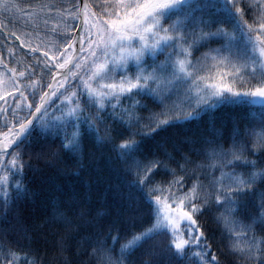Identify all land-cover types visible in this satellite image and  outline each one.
<instances>
[{
	"label": "snow or ice",
	"instance_id": "1",
	"mask_svg": "<svg viewBox=\"0 0 264 264\" xmlns=\"http://www.w3.org/2000/svg\"><path fill=\"white\" fill-rule=\"evenodd\" d=\"M0 102V264H45L33 245L49 243L35 235L49 220L25 226L19 208L32 161L83 167L86 146L122 165L128 194L91 215L73 201L76 224L53 203L51 222L93 229L54 235L57 252L76 241L94 264H222L201 223L213 214L232 264H264V167L248 159L264 157V0H0ZM222 106L230 128L216 127ZM204 116L187 153L170 144Z\"/></svg>",
	"mask_w": 264,
	"mask_h": 264
},
{
	"label": "trees",
	"instance_id": "2",
	"mask_svg": "<svg viewBox=\"0 0 264 264\" xmlns=\"http://www.w3.org/2000/svg\"><path fill=\"white\" fill-rule=\"evenodd\" d=\"M22 4H27L28 0H18ZM59 2V0H56ZM24 31H31V27L23 29ZM43 31V28L40 27ZM50 30V29H49ZM62 30V29H61ZM27 41V38H25ZM11 43V42H10ZM33 46L40 43L32 38ZM19 44L15 41V46ZM21 49L18 56L22 59L23 52L27 51ZM7 55V53H2ZM158 59H163L160 56ZM10 67L12 65H9ZM2 103V102H0ZM260 113L259 106L247 110L244 115L255 117L256 122ZM235 115V109L229 106H222L214 113V120L216 127L221 126L225 128L231 127V121ZM208 117L204 116L200 121H193L182 127L170 130L166 135L170 140V144H174L181 153H187L190 145L188 140H196L199 137L208 135L207 129ZM227 147V144H225ZM55 148V145H53ZM251 149V144H249ZM171 151V146L169 148ZM109 153L101 152L91 146H86L85 157L83 160V167H78L70 158L64 157L52 163H47L44 160H33L32 163L39 171L32 173L29 172L30 178L28 188L30 189L29 197L26 201L21 202L19 205L20 213L22 216V223L25 226L31 227L40 225L42 221L48 218L49 222L44 224L42 228L37 229L35 235L39 238L40 232L48 233L49 243L44 245L34 244V247H39L43 255L45 264H63L64 258L69 257L72 259L73 264H94L90 262L87 252L91 251L86 243L80 244V255H74L77 252L76 241H70V248L67 252L61 254L55 250L51 241L55 236L71 233L76 236V240L80 239V235H88L93 231L90 227L82 226L80 235H76L71 230L70 225L64 221L51 222V211L53 203L58 204L61 210L67 209L66 216L73 224L79 223L77 218L73 215V209L80 211V207L73 201H81L86 199V208L89 210L90 215L95 212H103L110 210L122 197L128 194L126 187L127 177L124 176L122 165L115 160L109 159ZM194 159L197 157L193 156ZM249 160H257L258 167H264V157L259 153L249 155ZM72 204V208H69ZM250 211V209H249ZM213 214H206L201 218V223L205 224L209 233L215 232L217 240L215 242L216 248L221 252L222 264H232L233 257L223 253V245L219 242V230L217 225L213 222ZM11 216V213H10ZM248 222V221H246ZM98 224H103V220H98ZM259 224L257 225V235H259ZM17 238H19L17 236ZM119 248V244H117Z\"/></svg>",
	"mask_w": 264,
	"mask_h": 264
},
{
	"label": "rangeland",
	"instance_id": "3",
	"mask_svg": "<svg viewBox=\"0 0 264 264\" xmlns=\"http://www.w3.org/2000/svg\"><path fill=\"white\" fill-rule=\"evenodd\" d=\"M31 23L32 24H35V23H38L35 19H33L32 21H31ZM39 25H40V27H42V28H44V26H43V22H42V20L39 22ZM52 27H53V24L52 23H50L49 25H48V28L51 30L52 29ZM61 29H63V23L62 22H60V28L59 29H57V30H61ZM34 40H37L36 38H35V36H33L32 37ZM49 41H51L52 43H55V38L54 37H48L47 38ZM37 41H39V40H37ZM40 42V41H39Z\"/></svg>",
	"mask_w": 264,
	"mask_h": 264
},
{
	"label": "water",
	"instance_id": "4",
	"mask_svg": "<svg viewBox=\"0 0 264 264\" xmlns=\"http://www.w3.org/2000/svg\"><path fill=\"white\" fill-rule=\"evenodd\" d=\"M23 50H25V48H23Z\"/></svg>",
	"mask_w": 264,
	"mask_h": 264
}]
</instances>
